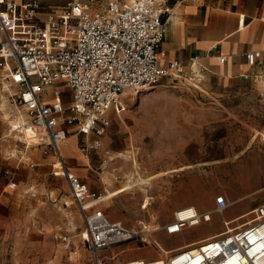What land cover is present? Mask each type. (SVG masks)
Returning a JSON list of instances; mask_svg holds the SVG:
<instances>
[{
	"label": "built area",
	"instance_id": "1",
	"mask_svg": "<svg viewBox=\"0 0 264 264\" xmlns=\"http://www.w3.org/2000/svg\"><path fill=\"white\" fill-rule=\"evenodd\" d=\"M170 9L169 0H107L100 10L86 0H66L58 10L44 9L42 0H0V92L12 88L14 101L27 118L13 128L33 130L36 142L53 152L55 169L65 177L84 222L80 236L89 264H136L133 259L117 261L118 253L106 258L102 253L130 242L157 246L154 236L159 229L170 235L209 222L229 203L218 194L213 209L179 207L161 227L143 223L134 229L96 207L100 196L93 197L87 184L70 171L61 151L67 126L75 125L82 135L79 150L90 163L110 124L108 112L124 109L125 91L147 90L165 76L184 72L178 61L167 67L158 62ZM258 54L247 51V62L254 64ZM224 60L219 54L218 61ZM258 77L254 79L264 81V70ZM56 83L70 89L68 103L56 91L51 99L44 98L46 89ZM251 212L250 220L235 227L223 221L225 230L200 246L163 250L161 264H264V203Z\"/></svg>",
	"mask_w": 264,
	"mask_h": 264
},
{
	"label": "rangeland",
	"instance_id": "2",
	"mask_svg": "<svg viewBox=\"0 0 264 264\" xmlns=\"http://www.w3.org/2000/svg\"><path fill=\"white\" fill-rule=\"evenodd\" d=\"M86 1L92 9L100 10L107 0ZM54 2L43 0V8L49 9V5ZM56 84V92L64 102L70 95L67 91L69 89L64 83ZM188 86L184 71L179 77H163L158 84L147 90L138 93L125 91L122 97L125 101L124 109L132 110L141 121L129 125L133 128L138 144L133 151L119 153L121 161L114 165L105 164L113 158H108L110 154L103 146L95 150L100 153V161L95 167L92 159L87 163L81 154L80 140L74 145L75 151L69 153L61 143V151L70 171L87 184L93 197L100 196L101 200L96 207L103 209L110 218L119 217L125 225L134 229L143 223L158 227L172 219L175 208L171 206V201L175 196L192 192L202 197L209 185L217 182L229 191L230 199L240 198V204L247 205L246 210L264 203V192L258 189L264 184V134L257 139L249 137L248 126L252 113H241L240 120H232L225 127H219V122L212 116L204 123L202 114L194 112L195 108L190 106L193 102L189 99L191 96H188ZM12 92V88L0 92V151L9 153L19 164H0L7 198L11 201L8 208L9 228H4L0 245V264H89V254L80 236L84 222L78 208L71 201L65 177L55 169L53 152L45 151L42 142L27 139L20 127L13 128L17 121L18 124L27 118L24 110L16 105ZM52 96L53 91L49 89L44 98L51 99ZM123 110L113 111L118 114ZM187 116L193 122L194 135L191 168H188L186 174L168 169L155 175L161 167L179 166L178 156H172L170 150L178 144L177 132L185 131V128L176 131L174 127L179 124L175 121ZM45 155H48L49 161L43 165L41 159ZM123 161L129 163L130 171L123 179L121 177L122 183L117 189L125 185H129V188L103 198L117 189L98 192L88 178L95 177L97 172L104 177V172L108 173L112 166L117 170ZM75 168L85 169L87 178L77 174ZM11 183L14 185L9 186ZM101 185H106L103 179ZM200 203L202 208L208 207L204 200ZM209 203L213 209L215 203L212 198ZM217 213L216 219L210 224L202 223L173 235L157 231L154 236L158 241L157 246H143L133 242L132 247L127 248V244H119L108 248L102 255L106 258L118 253L117 261L158 259L163 249L182 241L196 240L212 232L213 228L224 226L220 220L222 215ZM252 217L250 211L242 219ZM204 243L201 241L192 246Z\"/></svg>",
	"mask_w": 264,
	"mask_h": 264
},
{
	"label": "crops",
	"instance_id": "3",
	"mask_svg": "<svg viewBox=\"0 0 264 264\" xmlns=\"http://www.w3.org/2000/svg\"><path fill=\"white\" fill-rule=\"evenodd\" d=\"M54 1L53 4L49 5V9H60L66 0ZM169 5L171 9L167 18L165 35L158 48L159 65L167 67L173 61H178L183 65L189 85L187 87L189 90L188 96H191L189 99L193 102L190 106L195 108L194 112L202 114L201 118H203L204 123H207L212 116L219 122V127H225L232 120H240L241 113L250 112L252 115L248 126L250 130L249 137L257 139L261 135L263 136L264 81L255 80L254 78L259 79L258 75L264 70V0H169ZM247 51H257L259 53L252 65L246 60L245 53ZM219 54L225 56L222 63L218 61ZM57 88L58 84H54L48 87L46 91L52 89L54 92ZM69 90L67 91L70 92ZM69 101L70 95L67 99H64L65 103ZM108 115L111 122L102 136V146L110 154L108 157L113 158L105 163L111 166L120 160L119 153L135 149L138 142L135 134H133V128L129 125L135 121H141L134 116L132 110L124 109L118 114L110 110ZM175 123L179 124L174 127L176 131L179 128H185L184 132H177L179 134L176 136L178 144L175 149L170 150L172 156L175 154L178 156L179 166L177 164L174 168L161 167L155 175L162 174L168 169L186 174L188 168H191L193 161L192 144L194 142L193 122L187 116L181 117ZM67 132V137L62 144L64 145L63 149L69 153L75 151L74 145L81 140L82 135L77 132L75 125H68ZM184 133L185 135H183ZM188 145H191L189 150ZM98 155L100 156V153L97 151L92 154V164L95 167H97L96 163L100 161ZM48 161V155L41 159L43 165ZM5 163H12L16 166L19 164L9 153L0 151V164ZM118 169L116 170V167L112 166L111 170L108 171L109 175L104 172L103 177L101 173L97 172L95 177L91 176L88 179L93 182L92 186L98 192L115 190L122 183L121 177L123 179L130 171L129 163L123 161ZM74 170L80 176L87 178L85 169L75 168ZM253 174L254 171L251 172V175ZM98 175L99 177H97ZM102 179L106 184L104 187L101 185ZM217 183L210 184L205 191L206 194L202 197L195 196L192 192L177 195L171 201V206L177 209L193 205L201 211L210 210L212 209L209 203L210 199L212 198L214 201V195L219 193L223 194L229 202L220 212L222 217H220V214L218 215L220 220L229 221V224H233L231 227L250 220H243L242 218L255 206L249 208L250 210H246L247 205H241L240 198L230 199L229 191L224 187H220L219 182ZM258 189L264 192V184ZM192 191H194L193 186ZM112 192L106 194L103 198L115 195ZM7 195L5 181L0 174V245L3 242V230L4 228L8 230L10 223L8 208L11 201L7 198ZM201 200H204L208 207L202 208ZM216 214L218 213L212 214L209 222L203 223H213L217 217ZM108 218L110 217L108 216ZM118 218L111 217L110 219L120 220ZM224 230L225 225L216 229L213 228L212 232L201 238L182 241L163 250L173 252L192 246L194 243L217 236ZM158 232L168 235L162 229H159ZM132 245L133 242L128 243L127 248L132 247ZM160 255V257L165 256L164 252Z\"/></svg>",
	"mask_w": 264,
	"mask_h": 264
},
{
	"label": "bare ground",
	"instance_id": "4",
	"mask_svg": "<svg viewBox=\"0 0 264 264\" xmlns=\"http://www.w3.org/2000/svg\"><path fill=\"white\" fill-rule=\"evenodd\" d=\"M135 93H138V92H135ZM7 115V114H6ZM23 132H24V136L28 139V138H30V139H33V140H35L36 138L35 137H33V130H30L29 128H27V127H25L24 129H23ZM130 180V179H129ZM124 185V184H123ZM127 188H129V185H125L124 187H122V188H120V189H117V190H115V191H113L112 193L113 194H117V193H119V192H121V191H124V190H127ZM148 199V198H147ZM135 262H136V264H147L146 262L147 261H144V260H142V259H140V258H138V259H133ZM155 260H160L159 261V264H161L162 262H161V260H162V258L161 257H159L158 259H155ZM117 264H126L125 262H123V263H117ZM148 264H153V263H148Z\"/></svg>",
	"mask_w": 264,
	"mask_h": 264
},
{
	"label": "water",
	"instance_id": "5",
	"mask_svg": "<svg viewBox=\"0 0 264 264\" xmlns=\"http://www.w3.org/2000/svg\"><path fill=\"white\" fill-rule=\"evenodd\" d=\"M143 91V90H142Z\"/></svg>",
	"mask_w": 264,
	"mask_h": 264
}]
</instances>
